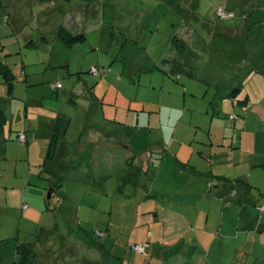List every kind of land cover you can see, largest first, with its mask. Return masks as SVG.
<instances>
[{"label":"rangeland","instance_id":"obj_1","mask_svg":"<svg viewBox=\"0 0 264 264\" xmlns=\"http://www.w3.org/2000/svg\"><path fill=\"white\" fill-rule=\"evenodd\" d=\"M100 1L102 0L89 1L94 5L91 14L99 13L100 22L103 19L102 16L105 15L106 23L103 26L100 24V33L90 35L85 43L75 44L72 48L65 45L58 37L60 26L67 24L65 12L68 9L65 11V8H68L70 3L66 0H0V60L10 65L16 74L12 95L9 94L6 83L0 77V96L9 100L7 104L8 124L0 137V142L5 141L6 146V154L3 157L0 156V187L8 186L17 192L20 189L24 192L28 188L26 194L28 198H24V201L29 205H35L38 211L44 209L43 213L46 214L48 222L56 220L58 223L54 236L58 249H61L64 243L63 238L72 243L73 238L77 237L70 232L67 233L65 229L69 225L75 235L83 232L86 236L87 232L84 240L90 243L92 240L100 242L103 236H100L99 232H107L112 216L115 222L112 231L114 238L117 239L120 236V242H125L127 245L128 236L126 234L130 230L128 227L119 228L121 222L118 215L109 209L105 213L104 206L113 202L117 203L125 198L124 194H132L136 190L139 194L145 195L151 192V183H155L152 195L158 202V206L163 204L166 195L181 199L177 195V192H180L188 196L194 184L189 182L186 176L192 175L191 165L193 161H196L199 164L208 165L207 167L213 165L216 172L220 169L227 176L226 179L216 180L221 186L219 190L225 188L228 191L231 190L229 198L234 202L231 205L232 210L227 214L230 222L232 220L236 222V219L240 218L241 225L251 222L254 226H258L260 221H264V210L261 209L264 207V157L260 155L264 154V131L259 136L257 152H255L254 149L245 150L244 144L242 149L238 147V136L240 137L242 131L240 126L234 133L235 136L233 135L232 141L235 142L233 141L232 144L230 139L223 146L199 144V138L191 130H184L181 123L169 126L168 121H176L177 116L171 115L166 108L162 110L161 116L158 115V111L156 113L144 111L147 113L143 112L145 115L141 117L139 126L138 113L140 114L141 111L136 107H131V99H134L136 95L140 98H157L159 92L151 91L149 82L155 79L160 84L163 76L170 75L162 72L164 69L161 65V69L156 68L135 76L132 66L123 64L121 59H117L122 47L121 43L126 41L130 44L129 33L133 31V28L137 30L139 26L136 15L127 12L126 7L129 8V2L134 5L133 7H141L145 3L144 0H123L120 12L115 11L110 4L102 8ZM79 3H86V0H74L73 2L74 5ZM156 9H158L155 13L156 18H151L148 23L150 25L158 23L161 27L156 40L162 46L159 47L154 43L151 49L161 57L171 37H176L175 43H178L180 39H186L193 31L191 26L197 28L198 22L192 21V25L181 22L180 27L175 28L171 25L172 15H174L172 10H169L167 15H163L162 7ZM121 13L122 15L119 16ZM210 15L213 18V21H210L212 24L219 21L220 17L217 18L214 12ZM120 17L121 22H117ZM112 19L115 20L112 22ZM174 19L176 21V18ZM207 24L210 25L209 22ZM200 32L204 40L208 43L213 42L212 50L222 47V55L229 56L231 59L239 56L236 53L227 54L225 51L227 43L234 48L240 46L241 43L238 40L229 41L219 34H206V29L202 28ZM99 43L100 47H95ZM121 57H123L122 54ZM214 59L215 61L211 59L207 61V65L213 66L220 61L225 62L222 57L214 56ZM93 66L106 69V73H93L91 71ZM249 66H253L252 58L249 59ZM81 78L87 82L92 92L99 94L101 100L105 97L103 99L105 103L99 101L96 104H89L91 102L85 100H89L90 96L87 98L82 95V97L77 96L76 104L70 101L67 92L71 91L74 82ZM56 82H61L63 87L54 88L53 84ZM254 84L255 81L251 77L248 86L252 88ZM54 109L64 114V116L61 115L65 120L63 129H67L68 132L60 140L54 157L48 158L49 134L56 120V117L50 118ZM249 113L250 127L245 136L249 135L250 145H256L255 133H251L250 128L251 123L260 118L251 116V112ZM151 115L152 125L149 124ZM223 115L224 120L229 122L231 119L232 123L236 122L234 116L231 118L225 113ZM146 116H148L147 119ZM197 117H200L199 112H197ZM145 120L148 121V125H145ZM161 120H163L162 124H160ZM205 120L209 124L210 117ZM123 122H133L131 123L133 126H126ZM192 128L194 130L196 127ZM97 129L109 131L108 141H103L104 135H102L101 143L116 144L117 149L113 154L111 150L99 149L94 139ZM258 129H262L260 125ZM21 133L25 134L27 141L20 140ZM81 138L82 143H80ZM186 140L189 141L187 146H181ZM71 143L75 144L72 149L68 150L67 147ZM129 151L133 152L131 156H135L133 160L137 159L136 163L139 166H131V162L128 166L126 165L130 159L127 155ZM175 156L185 161L186 165L189 164L187 168L185 167L186 170L183 171L182 167L174 165ZM188 160H191V164ZM258 162L262 163L257 166L253 165ZM56 174L63 177L60 181L62 185L57 188L54 186L61 194L66 191V186L75 185L70 182L72 175L82 174L89 179L88 183H83V185L78 183V186L72 189L84 190L87 193L83 203L89 205V209L80 217L73 218V220L68 218L73 209L68 207V203H59L58 193L52 199H48L51 184L57 177ZM239 175L243 177L238 180L234 178ZM121 176H126L127 180L121 179ZM132 176L134 183L128 180V177ZM244 179H247L252 186ZM120 184L124 191L118 190ZM161 190L169 193L164 195ZM236 193L241 194L237 202L235 201L237 198H234ZM22 204L23 200L17 208L16 204L7 205V209L4 208L0 214V228L4 224L11 230L14 228L18 230L24 226L22 232L25 230L28 232L22 233V242L24 240L33 241L38 236L44 239L53 235L50 231H41L38 224L33 227L29 225L32 219L29 221ZM53 208L65 209L66 216H63L62 212H56ZM24 216L27 217L24 218ZM81 220L83 221L80 224ZM44 224L45 222H42L41 225ZM257 230L259 229L256 228L255 232L260 233ZM73 246L75 251L78 248L86 257L100 264L98 248L76 244ZM71 258L73 262H77L79 257L72 254ZM107 263L103 261V264ZM246 264H264V260L257 261L252 257Z\"/></svg>","mask_w":264,"mask_h":264},{"label":"crops","instance_id":"obj_2","mask_svg":"<svg viewBox=\"0 0 264 264\" xmlns=\"http://www.w3.org/2000/svg\"><path fill=\"white\" fill-rule=\"evenodd\" d=\"M66 1L70 5L65 8V11L68 9L65 12L67 24L63 26L72 33L86 34L87 40L90 35L100 33V24L103 26L106 23L105 15L102 16L103 19L100 22L99 13L91 14L94 5L89 2L90 0L76 5L73 4L74 0ZM100 2L102 8H105L106 4H110L115 8V11H122L121 3L123 0H102ZM144 2L138 8L133 7L134 5L130 2L129 8L126 7L127 12L136 15L139 26L137 30L133 28V31L129 33L130 44L126 41L121 43L122 47L118 52L117 59H121L123 64L132 66L135 76L141 75L143 72L153 71L156 68L161 69V65L164 69L162 72L170 76H163L160 79V84L155 79L152 80L153 82H149L151 91L159 92L157 98H140L136 95L134 99H131V107H136L137 110L141 111L140 114L138 113V125H141V117L145 113L144 111L154 113L158 111V115L161 116L162 110L166 108L171 115L177 116L176 121H168L169 126L181 123L184 130H191L199 138V144L202 143L206 146L226 145L228 139L232 141L233 135L235 136L234 133L240 126L242 131L240 137L238 136V147L242 149L245 145V150L254 149L257 152L258 139L264 131V0H144ZM157 7H162L163 15H167L168 11L172 10L174 14L172 15V27H180L181 22L187 24H191L192 21L198 22V29L191 26L193 31L190 35L186 39L178 41L181 47L175 43L176 37H171L170 43L161 57L156 55L157 52L151 50L154 43L158 44L159 47L162 46L156 40L161 27L158 23L156 25L148 23L151 18H156ZM219 7L233 12L234 17H220L217 13ZM211 12H214L217 18L220 17L219 21L214 24L210 22L213 21ZM121 15L122 13L119 16ZM120 19L121 17L116 21L121 22ZM114 20L112 19V22ZM201 28L206 29V34L215 33L229 39V41L238 40L241 43L240 46L234 48L227 43L225 51L227 54L236 53L239 56L231 59L229 56L222 55V47L212 50L213 42L208 43L207 40H204L200 32ZM95 47H100V43ZM214 56L222 57L225 62L220 61L213 66H208L207 61L209 62L210 59L215 61ZM250 58L253 59L252 67L249 66ZM175 77L176 80H174ZM251 77L255 81L253 90L248 86ZM132 78L134 77L132 76ZM236 88H240V92L232 96V92ZM67 93L73 104L77 103V96L87 98L90 96L89 100H85L90 101L89 104H96L99 101L105 103L103 100L105 97L101 100L99 94L92 92L83 78L74 82L73 88ZM96 97L97 99H95ZM197 112H199L200 117H197ZM249 112H251V116L260 118L253 121L250 128V132L255 133L256 145H250L249 135L248 137L245 136L250 127ZM61 113V111L58 113V110L54 109L50 118H55L58 115L64 116ZM224 113L231 118L235 116L236 122L232 123L231 119L229 122L224 120L222 118ZM208 117H210L209 124L205 120ZM147 118L148 116H146ZM105 119L107 120V118ZM123 123L126 126H133L131 124L133 122ZM147 123L148 121L145 120V125H148ZM162 123L163 120L160 121V124ZM149 124L152 125V115ZM259 125L261 130L258 129ZM192 127L196 128L193 130ZM206 131L208 132L206 133ZM67 132L68 130L66 134ZM108 133V130L100 131L97 129L94 139L100 150H111L112 152H110L113 154L117 149L116 144L101 143L102 135H104L103 141H108ZM82 142L81 138L80 143ZM188 143L189 141L186 140L181 146H187ZM74 144L68 145L67 149H72ZM132 153L131 151L127 153L130 159L126 165L128 166L131 162V166H139L136 163L137 159L133 160L135 156H131ZM260 155L264 157V154ZM175 160V166L182 167L183 171L186 170L188 163L186 165L185 161L180 160L178 156H175ZM189 163L191 164V160ZM261 163L258 162L253 165L257 166ZM207 166L193 161L191 165L192 175L186 176V178L194 185L188 196L185 193L177 192L181 199L166 195L163 204L158 206V202L152 195L155 183H151V192H147L145 195L139 194L136 190L132 194H124L125 198L117 203L113 202L104 206L103 211L105 213L109 209L118 215L121 222L119 228L128 227L130 230L126 234L128 236L127 245L125 242H120V236L117 239L114 238L112 231L115 222L112 216L107 232H99V235L103 236L100 242L92 240L90 243L88 240H84L87 236L86 230H84L86 236L83 232L75 235L69 225L65 230L77 237L73 238L72 243L63 238L64 243L61 249H58V243L54 237L58 223L56 220L55 222H50V220L48 222L46 214L43 213L44 209L40 208L41 210L38 211L35 209V205H29L28 202L24 201V198H28L26 196L28 188L24 192L21 189L17 192L8 186H1L0 214L8 206L16 204L17 208L23 200L22 205L29 221L32 219L29 225L33 227L38 224L42 229L41 231H50L53 235L44 239L38 236L33 241L24 240L22 242V233L26 234L28 230L22 232L24 226L18 230L17 228L11 230L9 226L4 224L0 228V264H20L16 262L18 243L27 244L37 252L32 264H97V261L86 257L78 248L75 251L73 244L98 248L100 250V264H103V261H107V264H246L252 257L257 261L264 260V221H260L258 226H254L251 222L241 225L242 220L240 218H237L236 222L233 220L230 222L227 214L232 210L231 205L234 202L233 199L229 198L231 190L228 191L226 188L219 190L221 186L216 180L218 178L226 179L227 176L220 169L216 172L213 165ZM56 176L60 175L56 174ZM241 177L243 176L239 175L234 178L238 180ZM121 179H126V176H121ZM128 180L134 183L133 176L128 177ZM88 181L89 179L82 174L72 175L70 182L75 185L66 186L65 189H67L64 190V194L57 191L59 203H68V207L73 209L70 217H68L70 220L80 217L83 212L89 209V205L83 203L87 193L84 190H72L78 186V183L83 185ZM212 181L216 184L214 187H209ZM245 182L252 186L247 179ZM213 188L215 190H212ZM118 190L124 191L121 184L118 186ZM161 193L165 195L169 192H162L161 190ZM235 195L234 198H237L235 199L237 202L240 200L241 194L236 193ZM93 205L96 206V204ZM93 205L91 207H95ZM64 210L55 209L56 212H62V215L66 216ZM42 222L45 224L41 225ZM256 228L259 229L257 231L260 233L255 232ZM133 244H146L145 253L135 252L132 249ZM72 254L79 257L77 262H73Z\"/></svg>","mask_w":264,"mask_h":264},{"label":"trees","instance_id":"obj_3","mask_svg":"<svg viewBox=\"0 0 264 264\" xmlns=\"http://www.w3.org/2000/svg\"><path fill=\"white\" fill-rule=\"evenodd\" d=\"M58 37L65 45L69 47H73L75 44L85 43L87 41L86 34L72 33L63 25H61L59 28ZM0 77L3 78L4 82L6 83L8 87L9 94L12 95L14 87H15V82H16V74L10 65H8L7 63L1 60H0ZM237 92H240V88L234 89V91L232 92V96H235ZM8 101H9L8 98L4 96H0V137L5 132L6 126L8 124V116L6 112ZM64 124H65L64 117H62L61 115H58L56 117L55 124L53 125V127L51 128L52 130L50 131V142H49V147H48V152H47L48 158L54 157L59 141L61 140V138H63L66 135L67 129L65 130L63 129ZM5 154H6V146H5V141H4V142H0V156H4ZM62 179H63L62 176H57L53 180L50 190H49L51 197L50 198L48 197V199H52L54 195H56L57 193L55 192L57 190L56 188L62 185L60 184V181ZM53 209L55 210V208ZM36 256H37V252L33 248H31L29 245L24 244V243H18L17 245V257L18 258L16 259V262L20 264H32Z\"/></svg>","mask_w":264,"mask_h":264},{"label":"built area","instance_id":"obj_4","mask_svg":"<svg viewBox=\"0 0 264 264\" xmlns=\"http://www.w3.org/2000/svg\"><path fill=\"white\" fill-rule=\"evenodd\" d=\"M217 13L219 14L220 17H223V18H230V17H234V13L231 12V11H228L226 10L225 8L223 7H219L217 9ZM91 71L95 74H105L106 73V69L104 68H98V67H95L93 66ZM55 88H60L62 86V84L60 82L58 83H55L53 85ZM235 117V116H234ZM19 138L21 141H26V136L24 133H21L19 135ZM215 183L211 182L209 185L210 187H213ZM262 210H264V207H261ZM132 249L137 252V253H145L146 251V244H133L132 245Z\"/></svg>","mask_w":264,"mask_h":264},{"label":"water","instance_id":"obj_5","mask_svg":"<svg viewBox=\"0 0 264 264\" xmlns=\"http://www.w3.org/2000/svg\"><path fill=\"white\" fill-rule=\"evenodd\" d=\"M48 197L50 198L51 197V194L49 193Z\"/></svg>","mask_w":264,"mask_h":264}]
</instances>
